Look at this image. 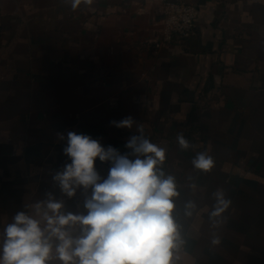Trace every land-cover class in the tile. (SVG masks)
Listing matches in <instances>:
<instances>
[{
  "label": "crops",
  "instance_id": "1",
  "mask_svg": "<svg viewBox=\"0 0 264 264\" xmlns=\"http://www.w3.org/2000/svg\"><path fill=\"white\" fill-rule=\"evenodd\" d=\"M166 1L0 0V247L19 211L45 227L39 202L87 214L91 188L69 197L53 179L70 162L68 132L130 159L125 144L142 135L165 149L158 168L175 179L171 264H264V0H179L197 7L194 30L164 42ZM129 116L130 129L111 123ZM200 152L210 171L194 168ZM218 190L231 204L212 216ZM55 243L48 264H62Z\"/></svg>",
  "mask_w": 264,
  "mask_h": 264
},
{
  "label": "clouds",
  "instance_id": "2",
  "mask_svg": "<svg viewBox=\"0 0 264 264\" xmlns=\"http://www.w3.org/2000/svg\"><path fill=\"white\" fill-rule=\"evenodd\" d=\"M70 2L76 9L92 0ZM111 123L130 129L135 121L129 116ZM137 131L142 129L137 127ZM59 139L64 140V135L60 134ZM177 142L183 149L190 146L182 134H178ZM125 147L135 159L112 146L105 148L89 135L68 132L62 152L70 162L53 179L69 197L78 187L91 188V196L84 203L87 214H62V202L48 199L35 206L45 221L42 228L40 220L24 211L17 212L4 229L0 264H48L53 258V238L56 259L62 264H171L180 239L172 217V197L178 193L174 177L162 178L164 174L158 168L165 159V149L142 135L131 136ZM97 158L111 165L106 177L94 166ZM192 163L194 168L207 172L215 162L211 155L200 152ZM215 196L217 205L211 215L219 216L231 201L222 190ZM77 224L81 234L73 237L65 226ZM218 243V238L213 240V244Z\"/></svg>",
  "mask_w": 264,
  "mask_h": 264
},
{
  "label": "built area",
  "instance_id": "3",
  "mask_svg": "<svg viewBox=\"0 0 264 264\" xmlns=\"http://www.w3.org/2000/svg\"><path fill=\"white\" fill-rule=\"evenodd\" d=\"M197 14L198 9L192 4L179 0L164 2L161 7V19L164 27L162 40L170 42L173 39L179 41L187 39L194 30ZM110 166L109 162L101 163L102 177L107 176Z\"/></svg>",
  "mask_w": 264,
  "mask_h": 264
},
{
  "label": "rangeland",
  "instance_id": "4",
  "mask_svg": "<svg viewBox=\"0 0 264 264\" xmlns=\"http://www.w3.org/2000/svg\"><path fill=\"white\" fill-rule=\"evenodd\" d=\"M258 143H259V141H258ZM263 172H264V171H263ZM263 174H264V173H263ZM263 195H264V190H263V192H261V195H260L261 198H262L260 202H262V203L264 204V196H263ZM258 202H259V200H258Z\"/></svg>",
  "mask_w": 264,
  "mask_h": 264
}]
</instances>
